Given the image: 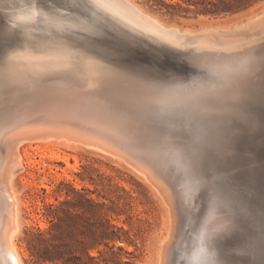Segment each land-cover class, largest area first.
Segmentation results:
<instances>
[{"label": "bare ground", "instance_id": "1", "mask_svg": "<svg viewBox=\"0 0 264 264\" xmlns=\"http://www.w3.org/2000/svg\"><path fill=\"white\" fill-rule=\"evenodd\" d=\"M87 1L155 42L181 49L195 43L197 46L188 54L201 70L190 79L166 83L138 76L101 51L88 49L90 56L72 52L87 48L74 42L65 45L66 40L54 47L45 45L47 51L43 49L46 52L42 54L2 52L0 264H25L15 242L20 229V205L14 179L25 166L24 157H28L22 154V145L37 139L81 142L117 156L157 187L167 204L170 223L160 247L159 264L179 263L178 254L187 237L183 227L187 224V203L194 196H199L204 221L197 231L200 244L190 263L202 264V260L211 258L213 264H234L225 254L218 255L224 246L222 237L233 227L234 218L226 214L229 198L218 185L217 173L210 174L209 167L214 164L212 156L224 158L232 149L228 139L239 121L257 123L260 119L259 109L264 106V53L256 47L264 37V1L238 13L245 18V25L254 26L252 30L261 26L260 32L249 36L244 33L246 37L240 40L235 39V32H231L234 38L217 39L220 26L206 33L166 25L133 0ZM26 2L0 0V17L17 26L5 27L7 30L33 21L35 24L41 18L86 26L76 16L66 21ZM257 8L260 11L256 12ZM51 157L61 158L58 152Z\"/></svg>", "mask_w": 264, "mask_h": 264}, {"label": "rangeland", "instance_id": "2", "mask_svg": "<svg viewBox=\"0 0 264 264\" xmlns=\"http://www.w3.org/2000/svg\"><path fill=\"white\" fill-rule=\"evenodd\" d=\"M133 1L166 25L206 33L212 27L220 26L221 29L215 36L223 34L218 35L219 38L216 36L217 39L234 38L236 35L235 39L240 40L246 34L249 36L250 33L261 30V26L252 30L254 26L245 25V18L238 13L264 0H257L243 10L223 14H203L194 10L187 12L184 8L190 7V4L184 0ZM89 3L87 0L28 2L36 9L51 12L50 14L61 16L66 21L76 16L84 20L86 26H78L72 22L60 24L38 18L40 21L35 24L33 21L21 25L19 29L7 30L5 27L17 26L12 21L8 23L9 19L5 20L1 16L0 56L3 53L42 54L43 49L47 51L45 45L54 47L66 40L65 45L74 42L82 45L79 47L87 48L83 52L79 49H73L72 52L90 56L88 49L101 51L107 54L108 59L114 60V63L118 62L117 64L138 76L149 79L174 83L190 79L200 72L201 68L188 54L190 50L191 55L192 49L197 46L195 43L192 47L187 45L186 49H181L155 42L145 33L129 29L109 13ZM260 9L257 8L256 12ZM242 22L243 26L240 24ZM231 32H235L234 37H231ZM258 43L256 49L264 53V37ZM259 112L260 119L257 123L245 120L237 123L240 126L230 133L232 139H228L232 149L223 159L212 156L214 164L209 167L212 169L210 174L217 173L218 185L229 198L226 214H231L234 218L233 227L222 237L224 246L218 251V255L225 254L234 264H264V106ZM72 142H46L37 139L21 147L22 154L28 157H24L25 166L14 179L20 205V229L15 242L24 263L59 264L53 261L42 262L36 254L35 244L43 250L46 239L50 241L48 244H58L65 240L75 248L76 239L83 238L95 246L89 248L90 255L95 256V262L159 264L160 247L170 228L168 207L162 194L149 179L140 171H135L137 169L122 158L81 142ZM53 152H58L61 158H52ZM206 190L211 191L209 188ZM192 198L187 203V224L183 226L186 227L187 237L180 255L178 254V264H191L192 253L200 244L197 231H200L204 215L199 211V196ZM205 198L204 195V201ZM201 240L204 242L206 238ZM75 250L82 252L80 249ZM207 262L202 260V264L214 263L211 258Z\"/></svg>", "mask_w": 264, "mask_h": 264}, {"label": "trees", "instance_id": "3", "mask_svg": "<svg viewBox=\"0 0 264 264\" xmlns=\"http://www.w3.org/2000/svg\"><path fill=\"white\" fill-rule=\"evenodd\" d=\"M190 4V7H185L184 10L189 12L194 10L203 14H223L228 12H237L243 10L253 4L257 0H184ZM192 6V7H191ZM180 9H183L179 6ZM61 222V219H60ZM60 224V223H56ZM46 245L42 250L40 246L35 244L36 254L42 262L53 261L59 264H101L95 262V256L90 255L89 248H94L89 241L80 238L76 239L77 247H73L69 242L63 240L58 244H53L49 239L45 240ZM80 249L82 252H77ZM108 262V261H107ZM106 264H109L107 263Z\"/></svg>", "mask_w": 264, "mask_h": 264}]
</instances>
